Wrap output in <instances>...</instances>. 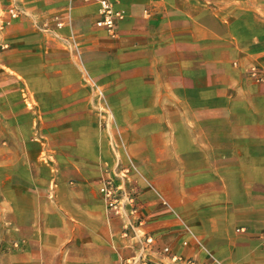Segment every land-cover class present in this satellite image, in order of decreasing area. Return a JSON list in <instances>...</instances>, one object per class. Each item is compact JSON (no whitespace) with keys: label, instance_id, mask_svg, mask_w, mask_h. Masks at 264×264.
Instances as JSON below:
<instances>
[{"label":"crops","instance_id":"obj_1","mask_svg":"<svg viewBox=\"0 0 264 264\" xmlns=\"http://www.w3.org/2000/svg\"><path fill=\"white\" fill-rule=\"evenodd\" d=\"M16 5L8 20L10 1L0 0V264H120L135 250L98 192L115 158H59L45 142L44 158L21 155L30 112L20 85L43 116L83 115L96 94L82 69L113 112L129 116V151L145 181L132 175L125 186L154 238L153 262L210 254L264 264V82L247 73L256 65L264 74V0H118L115 37L95 26L94 1ZM71 33L80 60L64 41Z\"/></svg>","mask_w":264,"mask_h":264},{"label":"rangeland","instance_id":"obj_2","mask_svg":"<svg viewBox=\"0 0 264 264\" xmlns=\"http://www.w3.org/2000/svg\"><path fill=\"white\" fill-rule=\"evenodd\" d=\"M229 2L235 4L236 0H207V5L215 8ZM93 82L94 88L83 81L91 92L96 94L95 90H99L101 95L96 94L92 108L83 115L43 116L37 111L36 100L28 86L20 85L21 100L30 112V125H21L19 131L21 155L34 154L35 158H44L45 154H41L39 147L45 142L59 158H75V155L85 158H133L128 145L130 134L126 130L129 116L115 114L102 86ZM146 183L151 189L148 180ZM6 234L12 238L10 231Z\"/></svg>","mask_w":264,"mask_h":264},{"label":"built area","instance_id":"obj_3","mask_svg":"<svg viewBox=\"0 0 264 264\" xmlns=\"http://www.w3.org/2000/svg\"><path fill=\"white\" fill-rule=\"evenodd\" d=\"M10 6L7 8L8 20L16 18L20 9L17 7V0H9ZM94 1L98 5V18L95 20V26L106 31L110 37L116 36V22L123 19V11L117 9L115 4L118 0H85ZM7 20V21H8ZM56 26L61 28L64 25V21L56 18ZM76 36L70 34L65 39L66 45L75 47V55L80 60L79 52L76 48ZM84 83L90 85L92 88L96 87L91 76L82 69ZM249 77L255 82H264V74L260 72L256 65H252L247 69ZM95 93L99 96L101 92L95 90ZM134 175L137 178H143L137 166L134 164L131 158H126V163H122L121 158H115L113 169L109 170L107 167L101 173L98 182V192L102 198L105 210L112 216L117 217L122 224L120 236L123 239L130 240L135 246L134 252L123 258L120 264H155L151 258L149 252L152 250L154 244V238L150 234H147L142 230L144 220L140 216V203L137 201L136 191L134 188H127L125 181H132L131 176ZM161 203L167 207V209L175 214L172 206L157 194ZM183 231L189 238L194 240L201 248V244L195 237L192 230L184 223H182ZM238 230H243L239 228ZM261 246L264 248V231L261 232ZM182 244L187 245V239L182 241ZM164 253H169L170 248L164 246L162 248ZM207 254V253H206ZM173 261L182 260L181 256H172ZM186 264H224L216 259L214 256L207 254L206 259L198 262L195 258H188L185 260ZM250 264V263H249Z\"/></svg>","mask_w":264,"mask_h":264}]
</instances>
